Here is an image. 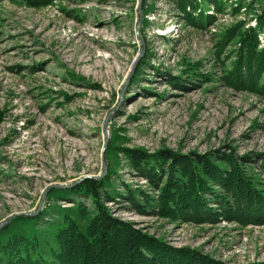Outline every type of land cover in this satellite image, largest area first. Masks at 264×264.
Here are the masks:
<instances>
[{"label": "rangeland", "instance_id": "rangeland-1", "mask_svg": "<svg viewBox=\"0 0 264 264\" xmlns=\"http://www.w3.org/2000/svg\"><path fill=\"white\" fill-rule=\"evenodd\" d=\"M234 1L223 12L209 7L213 21L199 28L170 0H141L136 30L138 0H57L39 8L0 0V222L36 212L41 200L36 214L71 206L49 194L61 188L47 189L102 174L110 113L106 174L146 191L124 149L264 153V99L222 81L232 48L218 56L217 43L239 21L254 26L258 9L233 14ZM258 39L264 46V32ZM107 206L170 247L225 264L264 263V225L196 224Z\"/></svg>", "mask_w": 264, "mask_h": 264}, {"label": "trees", "instance_id": "trees-1", "mask_svg": "<svg viewBox=\"0 0 264 264\" xmlns=\"http://www.w3.org/2000/svg\"><path fill=\"white\" fill-rule=\"evenodd\" d=\"M20 1L39 8L57 0ZM170 2L187 24L202 28L213 21L207 9L223 12L228 0ZM256 4L255 25L239 21L224 31L217 54L232 48L224 59L230 60L229 68H223L226 86L264 99V46L258 39L264 32V0H235L229 9L236 14ZM228 150L178 154L124 149L133 176L144 180L149 191L114 181L110 171L100 180L84 179L69 189H53L49 194L71 206H58L56 213L43 209L20 216L3 227L0 264H225L198 250L170 247L112 216L107 205L123 204L137 215L196 224L224 219L264 225V153L238 155Z\"/></svg>", "mask_w": 264, "mask_h": 264}, {"label": "water", "instance_id": "water-1", "mask_svg": "<svg viewBox=\"0 0 264 264\" xmlns=\"http://www.w3.org/2000/svg\"><path fill=\"white\" fill-rule=\"evenodd\" d=\"M140 6H141V0H138V11H139V19H138V21H137V23H136V30H138V27H139V25H140V23H141V12H140ZM111 116V113L109 114V115H107L106 116V118H105V120H104V122H103V126H102V133H103V136H104V145H103V149H102V169H103V172H102V174L100 175V176H98V177H94V176H86L85 178L86 179H97V180H100L101 178H103L105 175H106V171H107V165H106V161H105V158H104V151H105V149H106V147H107V144H108V129H107V123H108V119H109V117ZM73 186V185H72ZM68 186H65V185H52V186H50L48 189H47V191L48 190H50L51 188H61V189H64V188H67ZM46 193V192H45ZM44 193V194H45ZM41 206H42V200H41V202H40V204H39V207H38V209H37V211H39L40 210V208H41ZM36 211V212H37ZM36 212H34V213H15V214H12V215H10V216H8L7 218H5L2 222H0V230L3 228V227H5L12 219H14L15 217H17V216H20V215H22V214H24V215H35L36 214Z\"/></svg>", "mask_w": 264, "mask_h": 264}]
</instances>
